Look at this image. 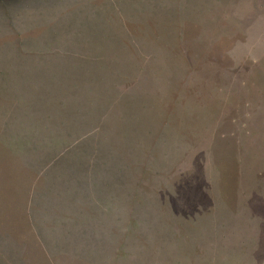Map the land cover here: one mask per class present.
Wrapping results in <instances>:
<instances>
[{
	"label": "rangeland",
	"instance_id": "374dc122",
	"mask_svg": "<svg viewBox=\"0 0 264 264\" xmlns=\"http://www.w3.org/2000/svg\"><path fill=\"white\" fill-rule=\"evenodd\" d=\"M2 119L0 236L26 264H264V0H0ZM64 191L120 201V243L94 213L40 249Z\"/></svg>",
	"mask_w": 264,
	"mask_h": 264
},
{
	"label": "trees",
	"instance_id": "16d2710c",
	"mask_svg": "<svg viewBox=\"0 0 264 264\" xmlns=\"http://www.w3.org/2000/svg\"><path fill=\"white\" fill-rule=\"evenodd\" d=\"M98 1L102 2V0H98ZM0 125L2 126L5 125V119H2ZM131 156H137V159L134 161L137 164H141L137 153H133ZM166 158H169L171 160V155H166ZM169 159H166L165 162L169 163L170 162ZM151 177H153V174H150V173H147V175L145 174L144 176V178H151ZM168 179H169V176L165 174V181H167ZM139 181H140V178L138 175V186L136 187L140 188L141 190L135 189V191L133 192V196H132L133 199L130 200L128 209L135 208L134 202L138 205V203L143 201V192H145L146 189L144 188V186H139ZM169 191L171 192V186L167 184L159 185L158 188L155 189V192L157 193V196H158L157 198L160 200L159 203H160L161 209L159 210H162L163 213H165L166 217H168V219H169L170 211L169 212L167 211L168 207L166 206L167 204L164 203L163 199L166 196L171 195V193H168ZM52 194H55V196H57V200L52 201L53 204H56L55 208L53 210H50L49 208L45 207L43 210L44 214H43L42 222H40V225L39 224L33 225V229H32L33 233L35 234V241L37 240L36 242L38 244V247L40 249L42 248L44 251H47L49 254L48 256H52L55 253L54 249L57 245H59L60 248L64 246V245H61L58 240V239L63 240V234L64 235L67 233L72 234V235L74 234V231L71 228H67L64 226L73 225L75 227H79L80 224H82V222L85 223V222H88L89 220L90 221L95 220L94 218H91L88 221H83L84 216H89L90 214L93 215L94 213H95V216L99 214L105 215V216L112 215V218L108 220L106 218H103V220L101 219V222L109 221V227L111 229V232H110L111 237L117 236V239H119V243H120V223H119L120 221V201H118L116 204L112 203L113 206L112 205L108 206L107 209H98V208L94 209L91 201L81 200L75 196V193L64 191V192H56ZM45 201L48 204H51L50 202H48L49 199H45L42 201L43 202L42 206L46 205ZM211 204H212L211 211L214 213L216 206L213 203ZM49 215L54 216V218H56L59 223L58 222L54 223V221L49 220ZM128 217H129L128 219L131 222L132 226H135V227L140 226V219L137 215L133 213L132 210L129 211ZM166 221L160 225L161 227L158 226L160 228H156L155 234H159L160 236V234L162 233V230H166L165 226L169 224L171 225V223L168 222L170 220H166ZM113 222H117V223L114 224ZM55 228L60 229V231H54ZM61 229H66V230L61 231ZM196 229L197 231H200L201 228L200 226H196ZM38 233H42V235L44 234L45 236H49V239H51V241L49 240V243H45L43 240H41L37 236ZM10 236L8 234L4 236L3 235L0 236V241L2 238H4V242H5V243L0 242V264H26L23 258V252H24L23 245L25 243L23 241L22 242L17 241L16 238H13ZM7 238L10 239V243H7ZM123 239L125 241V238ZM48 248H49V251H48ZM92 250L94 249L92 248ZM58 252H61V251H58ZM127 252L128 251L125 252V255L127 254ZM62 264H65V263H62Z\"/></svg>",
	"mask_w": 264,
	"mask_h": 264
}]
</instances>
